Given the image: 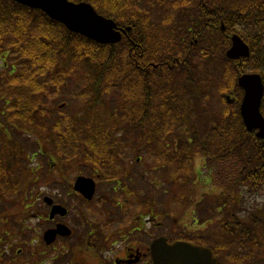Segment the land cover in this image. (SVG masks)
I'll return each mask as SVG.
<instances>
[{
	"label": "trees",
	"instance_id": "16d2710c",
	"mask_svg": "<svg viewBox=\"0 0 264 264\" xmlns=\"http://www.w3.org/2000/svg\"><path fill=\"white\" fill-rule=\"evenodd\" d=\"M86 1L126 29L119 42L97 43L37 9L0 0V54H7L1 66L9 75L0 112V199L7 198L0 205V264H34L11 248L27 245L36 230L29 220L37 214L38 187L24 182L48 180L38 154L52 166L53 180L56 165L67 181L71 168L127 169L134 142L160 161L155 179L158 168L171 167L175 177H200L209 189L192 212L206 227L177 236L212 247L222 262L264 260V139L245 129L239 100L222 102L225 92L240 99L241 72L256 70L264 82V0ZM232 31L249 43V57H225ZM75 71L82 74L83 109L51 108L43 97H61ZM111 94L118 98L109 103ZM16 132L32 152L9 139ZM197 155L203 163L195 175ZM11 201L20 205L16 215L8 211Z\"/></svg>",
	"mask_w": 264,
	"mask_h": 264
},
{
	"label": "flooded vegetation",
	"instance_id": "af4514ba",
	"mask_svg": "<svg viewBox=\"0 0 264 264\" xmlns=\"http://www.w3.org/2000/svg\"><path fill=\"white\" fill-rule=\"evenodd\" d=\"M134 143L137 153L130 156V163L124 164L127 169H117L110 174L87 168L69 171L66 212L63 216L55 214L49 220L51 227L58 222L67 225L66 252L71 262L79 252L82 259L86 256L89 264H96L97 259L99 264H153V166L149 164L146 171L139 169L143 151L149 148ZM117 164H121L120 160ZM78 174L91 176L95 182L90 199L74 189V178ZM57 202L52 200V203ZM56 238L62 237L57 235Z\"/></svg>",
	"mask_w": 264,
	"mask_h": 264
},
{
	"label": "water",
	"instance_id": "95a60500",
	"mask_svg": "<svg viewBox=\"0 0 264 264\" xmlns=\"http://www.w3.org/2000/svg\"><path fill=\"white\" fill-rule=\"evenodd\" d=\"M30 7L40 8L48 16L61 21L68 29L79 32L100 43H114L121 39L122 28L116 22L96 11L87 1L72 0H15ZM231 58L248 56L249 47L238 34H232L231 45L226 50ZM238 84L243 88V96L239 110L242 121L247 130L256 129V135L264 138V117L260 111L263 95V82L259 73H243L237 78ZM227 100L231 99L227 96ZM74 187L85 196L90 197L94 183L91 178L78 176ZM49 201V199L46 198ZM61 207L54 205L51 214L55 211L63 213ZM64 225L56 229L46 230L44 238L53 239L56 231L67 233ZM154 264H217L216 257L209 247L187 240L167 241L158 237L153 241ZM262 264V263H258Z\"/></svg>",
	"mask_w": 264,
	"mask_h": 264
},
{
	"label": "rangeland",
	"instance_id": "374dc122",
	"mask_svg": "<svg viewBox=\"0 0 264 264\" xmlns=\"http://www.w3.org/2000/svg\"><path fill=\"white\" fill-rule=\"evenodd\" d=\"M146 9V8H143ZM261 43L264 44V36L261 40ZM249 66H247L248 68ZM246 68V67H245ZM1 77V75H0ZM5 77H7V74L5 73ZM83 79H82V74L81 72H72V74H70V76L68 77L67 80V84L63 90V92L60 94L61 97H55V98H47V97H43L44 99H50V102L48 103V105L51 108H55V107H59V105L61 103L64 102V105L68 111L76 113L79 112L83 109L84 104H83V99L78 95V93L81 90V83H82ZM3 81H0V86L2 85ZM1 90V89H0ZM115 94H111L109 97H113ZM9 97V96H8ZM118 98V96H114L112 99L107 98V101L110 103L111 100ZM217 104L219 105L220 102L219 100H217ZM63 107V106H62ZM20 132H16L13 133L9 139H12L13 141H15L18 145H21V147L23 148V150L25 152H32L34 150V146L33 144H25L23 143L21 140L23 139L22 136H20ZM34 138V135L31 134ZM116 135L118 137H120V132L119 130L116 131ZM197 156L194 157L193 163H195V169L196 168H200V165L202 162V160L196 158ZM46 157L38 154V159L41 160L42 162V166L40 168V170L43 172V176L45 177V175H48V180L47 181H43L42 183L39 180H36L35 183L31 182L30 180L25 181L24 182V186H29L31 188L35 189L38 187V189H36V191L38 190V192H40V194L38 195L37 198V204L35 205V210H36V206L38 205V208L40 210V212L43 214V209L46 211L47 206L42 202V196L43 195H49L50 196V191L53 189H48L47 186L48 184H53L54 182L62 179L60 177V170L57 169L56 165L54 167V171H57V173L55 172V174L58 176L55 178V180H53L52 178H54V174L52 173V166L49 167L48 161H46L45 159ZM159 160L154 156V155H144V157H142L141 159V166L139 167V169H143L144 171L147 170V167L149 164L151 165H157L159 164ZM33 164V161H32ZM49 170V172H48ZM157 172L159 173L158 175L160 176V181H162L161 185L165 186L162 189V186H155L154 188V203H155V209L161 211V215L160 216H156L155 217V225H154V234L156 235H160V234H164L166 236H175L178 232V230H186L188 231V233L191 234H199L202 229H204L206 227L207 224H200V223H195V224H190L191 222V217L189 218L190 215V211L191 209L195 210L194 205L196 206L197 200L196 198L198 196H201L202 192L204 191H209L208 187L203 185V183L200 181V177L197 179L192 180V182L190 181H185L184 178H181L179 176L175 177V173L173 172L172 168H158ZM63 173V172H62ZM174 173V174H173ZM46 183V186H44L43 184ZM181 184V185H180ZM42 185V187H40ZM54 185H58V183H55ZM40 187V188H39ZM47 188V189H46ZM186 188H190L188 196L190 199H185L184 194L186 193L185 190ZM43 190V191H42ZM56 194H58V199H56L57 201H61L63 203L66 204V192H65V188L62 186L59 188V192H56ZM186 195V194H185ZM181 198V199H180ZM199 198V197H198ZM191 200V203L188 204V201ZM256 202V198L252 199L251 202ZM12 202V201H11ZM194 202V204H193ZM10 203V202H9ZM8 203V211L9 213L16 215L17 213L20 212L21 208L19 207V203L18 201L15 202V204L13 205V202L9 204ZM0 205L2 206H7V198L5 197L3 200L0 199ZM34 210V211H35ZM48 210V209H47ZM6 211V210H5ZM186 212V214L184 215L183 213ZM32 222L31 224H35L36 226H38L40 229V234L38 233V239L39 242L42 243V237H41V233L43 232V230L51 225V222L48 223L47 220H39V222H35V221H30ZM160 222V223H159ZM2 224V223H1ZM0 224V227L2 226ZM10 234V235H9ZM8 235L11 237V232ZM28 235V234H27ZM27 238V237H26ZM20 240V239H18ZM67 244V239L63 238L61 240H59L58 242H55L53 244V246L51 247V252L53 251L54 248H60L63 247V249H65V247ZM13 248L14 249L20 246H23L22 243H13ZM26 248H33V247H28V246H24ZM10 249V251H12ZM49 252V253H51ZM27 253V252H26ZM25 253V254H26ZM76 253V252H75ZM27 255L31 258L30 255H32L33 258L36 257V252H28ZM50 256V255H48ZM86 256L84 255V258L82 259L79 252L76 253V256L74 258L75 261H73L72 263L68 261L67 256L66 258L63 257L62 259L56 261L55 264H89L88 261H85ZM100 260L97 259L96 260V264H99ZM232 261L228 262V261H223V264H231ZM92 264H94L92 262Z\"/></svg>",
	"mask_w": 264,
	"mask_h": 264
}]
</instances>
